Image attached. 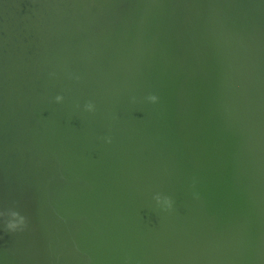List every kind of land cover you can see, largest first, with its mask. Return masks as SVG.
<instances>
[{
	"label": "water",
	"instance_id": "obj_1",
	"mask_svg": "<svg viewBox=\"0 0 264 264\" xmlns=\"http://www.w3.org/2000/svg\"><path fill=\"white\" fill-rule=\"evenodd\" d=\"M9 210L0 264H264V0H0Z\"/></svg>",
	"mask_w": 264,
	"mask_h": 264
},
{
	"label": "clouds",
	"instance_id": "obj_2",
	"mask_svg": "<svg viewBox=\"0 0 264 264\" xmlns=\"http://www.w3.org/2000/svg\"><path fill=\"white\" fill-rule=\"evenodd\" d=\"M49 75L50 77L54 78L56 76V73L51 72L49 73ZM67 76L68 79L76 82H79L81 79V76L79 74L72 72L67 73ZM64 100V94H57L54 97V101L57 104L63 103ZM131 102L136 103L137 97H131ZM140 102L156 105L160 102V97L155 93H149L145 95ZM76 108L88 114H95L97 112V104L92 99L85 100L83 104L77 103ZM102 139L106 144H110L112 142V138L110 135H106ZM195 184L196 181L193 180L191 196L194 200H198L200 196L199 192L195 190ZM151 201L153 202L155 209H157L159 212L171 213L175 209V200L170 194L161 191H155L151 194ZM27 227L28 218L24 214H22L21 211H0V229L11 233H19L23 232Z\"/></svg>",
	"mask_w": 264,
	"mask_h": 264
}]
</instances>
